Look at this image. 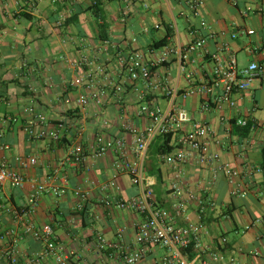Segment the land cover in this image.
Returning a JSON list of instances; mask_svg holds the SVG:
<instances>
[{
  "label": "crops",
  "instance_id": "crops-1",
  "mask_svg": "<svg viewBox=\"0 0 264 264\" xmlns=\"http://www.w3.org/2000/svg\"><path fill=\"white\" fill-rule=\"evenodd\" d=\"M203 1L200 16H195L184 0H138L129 12L120 0H106L93 10L91 0H0V164L8 162L26 180L22 188L0 186V264H12L14 258L18 264H51L53 256L40 232L45 225L54 229L64 253H76L83 264H124L120 257L99 251L97 237L135 246L142 217L108 208L105 201L141 194L118 164L136 159V133L151 124L149 116L141 114L144 104L162 112L185 110L193 117L191 125L173 134L174 153L194 125H207L213 134L209 151L214 160L205 165L195 159L186 165L168 164L167 155L157 156L162 138L154 141L145 169L155 185L156 205L171 209L178 201L188 202L187 219L203 225L205 246L225 256L219 264L231 259L235 264H264L263 83L256 80L249 90L235 92V107L215 105L223 93L217 69L227 68L233 58L239 70L264 64V0H238L235 5L229 0ZM62 15L67 20L60 24ZM211 33L214 38L203 50L187 53L192 43ZM165 50L171 56L158 64ZM130 51L155 64L149 84H133L121 70L120 54ZM107 76L126 90L117 94L107 89ZM91 84L95 92L107 89L108 96L100 106L83 107L81 98ZM172 88L195 94L172 103L166 95ZM31 104L47 117L49 129L63 125L59 141L27 135L33 118L26 110ZM206 104L211 105L208 111L203 109ZM238 119L248 121V131L235 125ZM99 136L124 141L123 153L113 149L99 157ZM77 148L84 150L85 159L72 167L68 157ZM225 166L241 173L235 184L227 179ZM159 171V178L150 175ZM39 185L64 188L66 193L36 199L34 187ZM235 190L246 197L234 195ZM83 194L87 201L80 212ZM190 195L204 201V213ZM165 255L153 248L143 264H161Z\"/></svg>",
  "mask_w": 264,
  "mask_h": 264
},
{
  "label": "built area",
  "instance_id": "built-area-1",
  "mask_svg": "<svg viewBox=\"0 0 264 264\" xmlns=\"http://www.w3.org/2000/svg\"><path fill=\"white\" fill-rule=\"evenodd\" d=\"M92 6L100 5L106 0H91ZM127 12L133 8L138 0H120ZM232 4H237L238 0H229ZM57 4L61 0H51ZM187 8L195 15L200 16V11L204 6L203 0H184ZM145 8L148 5L145 4ZM67 20L65 15L61 16L60 24ZM202 28H206L207 24L201 20ZM196 33V32H194ZM211 33L207 38H199L190 45L187 50L189 55L195 54L203 50L209 39H213ZM171 56V51L165 50L158 64H163L168 61ZM121 70L126 73L129 81L135 84L140 81L149 84L152 79V71L155 64L146 62L144 56L139 51H130L127 54H120ZM216 75L219 78V83L223 85V93L216 99L215 105L222 107L227 104L230 107L236 106L234 100L235 92L247 91L252 87L254 81L259 80L263 83L264 89V64L252 63L248 68L239 70L237 61L233 58L227 68H219L216 70ZM92 75H88V79ZM111 77L107 76V89L113 90L115 93H122L126 90V85L115 83ZM92 84L88 86L90 92L81 98L83 107L90 106L92 103L97 105L103 104V98L108 96L107 89L95 92L92 90ZM166 95L170 101H175L179 96L185 100L194 95V91H188L180 94L178 88L166 90ZM202 92V91H200ZM211 105H204L203 109L210 110ZM26 112L33 118V121L26 127L25 131L31 139L36 140H53L61 139V131L63 125L59 124L54 129H49V121L47 117L40 113L35 105L31 104ZM141 114L148 115L150 118V126L143 132L136 133L135 150L136 159L129 161L123 159L119 162L118 167L124 169L131 177L134 185L141 189V194L137 198L131 200H117L116 198H108L105 204L108 208H118L125 211H130L142 217V221L136 227V241L134 247H123L120 243L108 242L102 235L97 237V245L99 251H104L113 258L120 257L124 264H143L147 255L153 248H159L165 251L161 264H219L226 261L225 256L213 251L205 246L203 242L204 227L199 223H192L187 219L189 203L178 201L174 203L171 209L161 208L154 202V183L150 181L145 169V161L147 153L151 145L157 138L178 133L186 126L193 123V117L185 110L162 112L160 110H152L147 104L141 107ZM238 127L246 128L249 123L247 120L238 119L235 122ZM213 137L211 129L207 125H194L193 129L186 131L180 138L181 145L176 153L167 155L165 161L173 165H186L192 159H195L199 165L209 164L214 160V156L209 151L210 139ZM97 154L103 156L110 150L117 149L122 154L125 148L124 141L107 140L103 136L96 139ZM85 159L84 150L82 148L75 149L68 157V162L72 167H79ZM23 164L21 159H17ZM32 165L36 164L35 159H30ZM227 179L231 184H235L236 180L241 177V173L230 167H222ZM255 171L260 172V168H255ZM181 172H179L180 177ZM7 183H12L17 188L25 186L26 180L15 171L8 162L0 164V186ZM36 199L46 193H52L55 196H60L66 193V189L57 187H47L39 185L34 187ZM175 190H179L177 185H174ZM234 195L246 197V194L241 191H233ZM194 203L196 202L200 213H204V201L201 198L190 195ZM81 203L78 205V211L84 210V205L87 201V195H81ZM28 231H33L29 227ZM41 235L47 242V252L53 256L51 264H83L81 257L76 253H64L59 245V239L55 235L54 229L50 225H45L41 230ZM223 239L222 243L225 244ZM193 251V255H191ZM12 264H18L17 259L12 260ZM229 264H235V260L231 259Z\"/></svg>",
  "mask_w": 264,
  "mask_h": 264
},
{
  "label": "trees",
  "instance_id": "trees-1",
  "mask_svg": "<svg viewBox=\"0 0 264 264\" xmlns=\"http://www.w3.org/2000/svg\"><path fill=\"white\" fill-rule=\"evenodd\" d=\"M99 6L96 5V6H92L89 10H93V9H98ZM165 42L166 41H163L159 44H161L162 46L165 45ZM155 68L153 69L152 71V76L154 74V71ZM250 128V125H248V127H246V131H248ZM160 138H162V142L160 143L159 147H158V151H157V156H165V155H170V154H173L176 150V147H174L172 145V141H173V134H168V135H164V136H161ZM150 175H157L158 178L161 176L160 175V171L157 172V173H151L150 172Z\"/></svg>",
  "mask_w": 264,
  "mask_h": 264
}]
</instances>
